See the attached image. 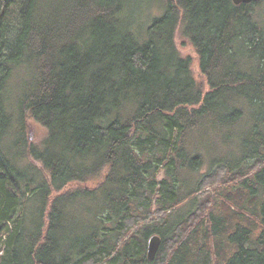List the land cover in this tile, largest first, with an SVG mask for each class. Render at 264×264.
Returning <instances> with one entry per match:
<instances>
[{"label": "trees", "instance_id": "trees-1", "mask_svg": "<svg viewBox=\"0 0 264 264\" xmlns=\"http://www.w3.org/2000/svg\"><path fill=\"white\" fill-rule=\"evenodd\" d=\"M130 2L0 0V264H264V0Z\"/></svg>", "mask_w": 264, "mask_h": 264}, {"label": "rangeland", "instance_id": "rangeland-1", "mask_svg": "<svg viewBox=\"0 0 264 264\" xmlns=\"http://www.w3.org/2000/svg\"><path fill=\"white\" fill-rule=\"evenodd\" d=\"M130 1H131L130 2L131 10L134 12L136 18L139 17V20L142 19L143 21H146L148 17L158 16V14L162 10V9L160 10L159 4L163 3L165 0H130ZM149 21L150 19H148L147 22L143 24L146 25L149 23ZM18 25H19L18 20L13 19V21L9 25L10 29L8 30V33H7L8 38L13 37L16 29L18 28ZM141 27L144 28L143 25ZM174 42H175L176 48L179 51L180 55L184 58L190 59L191 61L190 69H191L193 78L196 81V83H198L203 88V92L206 93L209 89H208L204 76L200 73L198 56L194 48L192 47V45L189 43V41L181 36L179 28L175 32ZM27 135L31 142L38 143L40 142V140L43 139L45 135V131L37 124L30 123L28 124ZM203 150L205 151V146H203ZM205 164L206 163L204 161L203 168L200 170V173L202 174L206 173L207 168H208V166ZM213 189H214L213 187L208 188L205 192L211 193ZM204 199H205V194H203L200 197V201H203ZM183 209L184 208H182V210Z\"/></svg>", "mask_w": 264, "mask_h": 264}, {"label": "water", "instance_id": "water-1", "mask_svg": "<svg viewBox=\"0 0 264 264\" xmlns=\"http://www.w3.org/2000/svg\"><path fill=\"white\" fill-rule=\"evenodd\" d=\"M257 1H260V0H232L233 4L234 5H240V4H249V3H252V2H257ZM160 238L159 236L157 235H153L149 238V240L147 241V253H146V256H147V260L149 262H151L157 252H158V249H159V246H160Z\"/></svg>", "mask_w": 264, "mask_h": 264}, {"label": "bare ground", "instance_id": "bare-ground-1", "mask_svg": "<svg viewBox=\"0 0 264 264\" xmlns=\"http://www.w3.org/2000/svg\"><path fill=\"white\" fill-rule=\"evenodd\" d=\"M149 238H150V237H149ZM149 238H148V240H149ZM148 240H147V241H148ZM146 253H147V251H146Z\"/></svg>", "mask_w": 264, "mask_h": 264}]
</instances>
